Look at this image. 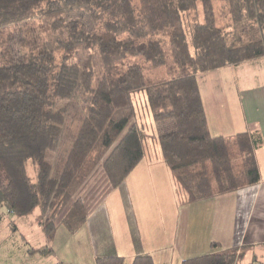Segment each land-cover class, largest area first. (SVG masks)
<instances>
[{
	"label": "trees",
	"instance_id": "16d2710c",
	"mask_svg": "<svg viewBox=\"0 0 264 264\" xmlns=\"http://www.w3.org/2000/svg\"><path fill=\"white\" fill-rule=\"evenodd\" d=\"M222 1L226 21L215 0H0V208L23 217L40 207L47 237L61 224L75 233L88 218L81 189L99 167L110 187L122 185L148 138L160 143L181 203L257 185L260 135H212L198 76L264 56V0ZM141 93L158 134L138 117ZM65 138L72 148L53 176L48 154ZM245 254L237 247L181 264H235ZM131 264L155 262L139 254Z\"/></svg>",
	"mask_w": 264,
	"mask_h": 264
},
{
	"label": "crops",
	"instance_id": "0c3cea01",
	"mask_svg": "<svg viewBox=\"0 0 264 264\" xmlns=\"http://www.w3.org/2000/svg\"><path fill=\"white\" fill-rule=\"evenodd\" d=\"M198 82L212 135H260L262 144L255 149L261 174L258 184L181 203L162 152L156 158L146 153L122 185L108 187L90 201L87 197L88 203L85 199L88 218L79 231H69L72 242L67 243L79 252L75 263L97 264L99 257L119 256L131 264L137 255L149 254L155 264H181L195 256L238 247L246 253L241 264L254 259L264 264V56L200 73ZM129 194L140 200L131 205L134 216L140 218L139 237L131 232L124 214L128 205L123 199ZM112 201L117 202L110 206ZM114 212L123 215L116 219ZM42 233L47 246L49 237ZM47 248L40 254L46 262L64 264L51 259L48 254L54 248ZM33 250L31 254L38 251Z\"/></svg>",
	"mask_w": 264,
	"mask_h": 264
},
{
	"label": "rangeland",
	"instance_id": "374dc122",
	"mask_svg": "<svg viewBox=\"0 0 264 264\" xmlns=\"http://www.w3.org/2000/svg\"><path fill=\"white\" fill-rule=\"evenodd\" d=\"M216 6V14L217 17L222 21H226L227 17L225 16L224 6L222 0H215ZM89 26L92 28L93 23L88 22ZM13 47L18 48L17 42L22 39V37L18 34H12L11 36ZM3 62L0 58V65ZM149 76V75H148ZM151 80L157 79L156 74L151 73ZM136 99L138 101L137 110L138 117L141 121L147 123V132L154 135L158 134L160 130V125L157 124L151 115V111L149 110L147 99L144 93L136 95ZM77 131V130H76ZM149 147L147 149V154L153 155L154 158L157 157V154L161 155V147L160 143L157 139L148 138ZM72 142L71 140L65 138L59 144V149L48 154V159H50L53 163V176L60 174L62 168L66 162V157L68 152L71 150ZM233 161L237 164H241L240 158L234 157ZM28 171L30 172L31 178H37L36 167L33 163H29ZM109 182L106 179L103 168L99 167L96 172L91 176L89 182L81 189V194L84 199L88 197L87 200L90 201L92 198H96L98 194L101 192H107ZM148 196V195H147ZM146 196V197H147ZM149 197L152 199V194L149 193ZM125 205V218L128 223V226L131 232L135 233V237L140 236L139 233V223L140 218L134 216L132 211V204H136L140 202L139 199H136V196L129 194V197H124ZM117 201H112L109 203L111 206L113 203ZM88 203V202H87ZM71 204H73L71 202ZM68 206V208L71 206ZM67 208V209H68ZM148 212V211H147ZM114 215L117 216L116 219H119L118 216L122 217V213L114 212ZM143 215H141L142 218ZM43 220L42 209L38 207L34 210L33 213L19 217L11 214L6 207L0 208V264H51L46 262L40 254H42V250L48 249V246L54 248V253L51 254L49 252L48 255H51V259H60L64 264H79L75 263L76 259L79 257V252L73 249V244L70 243L69 247H67V243L72 242V236L69 231H67L66 226L62 225L57 229L53 238H49V241L46 245V240L43 237V227L41 226V222ZM33 249H37L36 253H33ZM35 255V256H33ZM60 261V262H61Z\"/></svg>",
	"mask_w": 264,
	"mask_h": 264
},
{
	"label": "built area",
	"instance_id": "2783aa9c",
	"mask_svg": "<svg viewBox=\"0 0 264 264\" xmlns=\"http://www.w3.org/2000/svg\"><path fill=\"white\" fill-rule=\"evenodd\" d=\"M235 264H240V263H235ZM249 264H251V263H249Z\"/></svg>",
	"mask_w": 264,
	"mask_h": 264
}]
</instances>
